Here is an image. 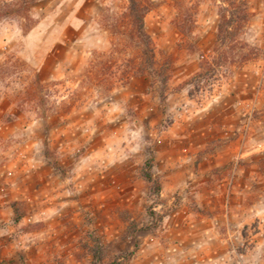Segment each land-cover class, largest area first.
Wrapping results in <instances>:
<instances>
[{
    "label": "rangeland",
    "instance_id": "374dc122",
    "mask_svg": "<svg viewBox=\"0 0 264 264\" xmlns=\"http://www.w3.org/2000/svg\"><path fill=\"white\" fill-rule=\"evenodd\" d=\"M23 2L0 0V8ZM147 2L156 59L145 75L127 0H38L0 17L1 122L30 125L49 163L70 178L80 167V220H63L66 234L51 239L49 223L35 226L48 263L188 264L169 251L174 215L207 213L197 200L208 185L225 193L239 167L264 158L254 152L213 167L221 149L264 130V105H253L264 97V0H248L249 19L237 23L244 29L226 43L217 38L226 0ZM151 158L158 194L144 179ZM256 175L243 189L252 199L264 195V170ZM226 254V264H264V221L246 226ZM28 259L21 251V263Z\"/></svg>",
    "mask_w": 264,
    "mask_h": 264
},
{
    "label": "crops",
    "instance_id": "0c3cea01",
    "mask_svg": "<svg viewBox=\"0 0 264 264\" xmlns=\"http://www.w3.org/2000/svg\"><path fill=\"white\" fill-rule=\"evenodd\" d=\"M241 102L238 104H244ZM253 105L254 108H262L264 97ZM19 119L16 117L8 123L0 120V264H22L21 251L28 254L30 263L51 264L44 256L49 245L37 242L35 226L39 222L49 223L43 233L51 239L66 234L68 228L63 220H80V198H76L80 187V167L72 171L76 176L70 178L63 166L51 165L37 141L38 134L30 125L21 130L17 124ZM23 136L27 139H22ZM262 136L264 130L259 126L257 134L246 135L247 139H239L221 149L216 154L213 167L226 165L235 156L248 159L254 152H264V142H257ZM253 141L256 142L255 147L250 146ZM263 159L250 166H247L248 162L246 166L239 167L235 185L225 193L220 194L213 185H208L209 193H204L205 196L199 194L197 200L198 207L207 213L186 211L174 215L175 225L170 233H177L178 239L169 250L175 254L173 261L227 263L226 252L229 246L234 250V245L243 239L245 227L264 221V195L252 199L243 190L249 181L255 179L257 172L264 170V164L259 162ZM204 179L199 182V187L207 186L208 179ZM261 180L260 183L264 184V178ZM55 220L61 221L60 229L53 224ZM183 225L187 227L183 228ZM77 237L78 234L73 236L64 248L74 247Z\"/></svg>",
    "mask_w": 264,
    "mask_h": 264
},
{
    "label": "trees",
    "instance_id": "16d2710c",
    "mask_svg": "<svg viewBox=\"0 0 264 264\" xmlns=\"http://www.w3.org/2000/svg\"><path fill=\"white\" fill-rule=\"evenodd\" d=\"M38 0H24L22 5H19L20 9L7 8L3 10L0 8V17L6 13H15L17 10L26 11L30 5H33ZM227 4H224L220 10L221 21L218 26V36L222 43L227 42V38H235L239 31L244 29L245 26L238 25L237 23H247L249 19V13L247 10L248 0H226ZM127 12L126 20L130 24V38L136 43L139 48L141 60L143 65L138 68V72L141 75L151 74L155 66L156 48L151 36L147 33L145 27V17L151 11L147 0H127ZM19 12V11H18ZM182 13H186V18L192 20V14L190 11L184 10ZM237 24V25H236ZM138 74L137 72L133 73ZM125 76H129L126 71ZM153 164V158L146 162V171L144 172V179L149 183H154L151 173L148 171ZM155 191L158 194L160 192V186L158 183H154Z\"/></svg>",
    "mask_w": 264,
    "mask_h": 264
}]
</instances>
